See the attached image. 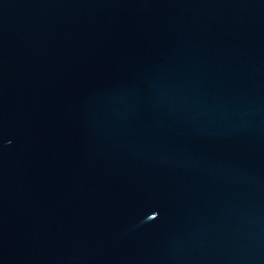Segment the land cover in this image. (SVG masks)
Masks as SVG:
<instances>
[{
	"label": "water",
	"instance_id": "95a60500",
	"mask_svg": "<svg viewBox=\"0 0 264 264\" xmlns=\"http://www.w3.org/2000/svg\"><path fill=\"white\" fill-rule=\"evenodd\" d=\"M0 264H264V0H0Z\"/></svg>",
	"mask_w": 264,
	"mask_h": 264
}]
</instances>
